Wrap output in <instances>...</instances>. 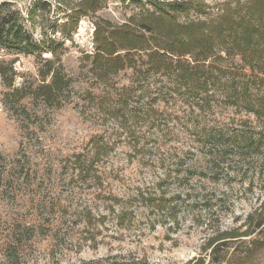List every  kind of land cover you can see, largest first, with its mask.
Returning <instances> with one entry per match:
<instances>
[{"label": "rangeland", "instance_id": "rangeland-1", "mask_svg": "<svg viewBox=\"0 0 264 264\" xmlns=\"http://www.w3.org/2000/svg\"><path fill=\"white\" fill-rule=\"evenodd\" d=\"M10 1L71 87L62 109L45 106L35 99L38 57L0 48V63L15 78L8 88L0 77V171L12 175L0 189V264H264V151L233 149L214 163L211 157L216 145L228 144L224 133L264 135V119L230 101V78L241 62L222 45L233 30L264 23V0H192L190 15L174 18L145 1ZM148 27L154 40L176 50L209 45L220 81L199 100L152 76L146 83L153 103L161 97L154 107L162 113L126 131L86 97L98 84L88 57L110 31L147 38ZM210 30L213 39L206 40ZM131 80L127 70L112 84ZM15 90H22L19 99L5 106ZM96 135L112 148L100 166L103 186L75 165ZM15 224L26 231L9 257L5 236Z\"/></svg>", "mask_w": 264, "mask_h": 264}, {"label": "trees", "instance_id": "trees-1", "mask_svg": "<svg viewBox=\"0 0 264 264\" xmlns=\"http://www.w3.org/2000/svg\"><path fill=\"white\" fill-rule=\"evenodd\" d=\"M132 1L142 6H145L143 5L145 1L151 7L160 10L163 14L161 17L167 18L173 14H177V17H188L191 10L189 6H191L190 3L192 4V0ZM14 8V2L0 0V48L17 55L38 57L42 84L36 88L35 99L43 102L45 106L60 110L64 107V97L66 93H69L71 80L66 76L63 66L57 64L56 59L43 58L46 50L41 44L35 42L33 35L26 27L22 11ZM30 14L32 13L28 15ZM200 24L191 23L190 25ZM200 29L206 30V27L203 25ZM198 32L201 35V31ZM148 33L152 35L144 38L132 32L121 36L118 32L110 31L108 37L97 40L95 53L88 57L90 73L98 83V88L96 87L95 91H86V97L118 123L120 129L126 131L129 127L132 129L138 122L162 113L154 107L161 101V97L154 96L153 103L150 86L146 83L152 76L166 78L177 87V91H190V96L199 100L203 99L202 96L210 95L212 87L220 81L218 74L213 71L208 62L211 59L207 56L211 53L209 45L197 41L191 44L192 48L187 49L186 46L189 43H183V46L177 47L176 50L172 43L154 40V33L149 27ZM211 36L213 33L210 30L203 37L206 40H212ZM228 36H230V42L222 44L225 47L224 52L228 56H238L241 62L240 74L230 78L229 92L232 93L230 101H234L236 105L244 103L257 119H264V79L261 78L264 76V23H259L252 29L241 27L237 31L233 30V33ZM137 42H142L145 47L139 46ZM151 42L159 43L151 46ZM127 43L130 44L129 47ZM47 51L54 54L53 46ZM127 70L132 71L131 82L121 88H115L112 84L114 78ZM0 77L6 87L13 88L15 78L12 70L1 63ZM19 94H22V90H15L5 96L3 100L5 106H8V103L13 105L12 101L19 99L17 97ZM223 140L228 144L219 143L216 145L215 153L211 152L213 163L233 149L255 153L264 151V135L255 132L254 129L224 133L221 136V141ZM111 149V144L103 135L92 137L86 153L75 161L79 174L85 179L92 177L98 185L103 186L105 178L100 166L110 156ZM5 175L9 178L12 176L3 170L0 171V189L4 190L10 183ZM21 229L26 231V227L15 224L5 236L10 244L9 257L14 256L15 252L12 250H15L14 247L18 241L21 242L23 237V234H20Z\"/></svg>", "mask_w": 264, "mask_h": 264}]
</instances>
